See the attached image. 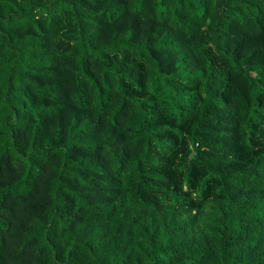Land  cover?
I'll list each match as a JSON object with an SVG mask.
<instances>
[{
    "label": "trees",
    "instance_id": "16d2710c",
    "mask_svg": "<svg viewBox=\"0 0 264 264\" xmlns=\"http://www.w3.org/2000/svg\"><path fill=\"white\" fill-rule=\"evenodd\" d=\"M0 264H264V0H0Z\"/></svg>",
    "mask_w": 264,
    "mask_h": 264
}]
</instances>
